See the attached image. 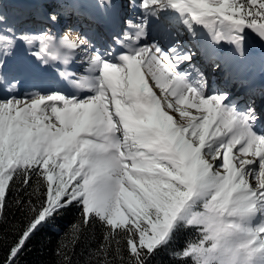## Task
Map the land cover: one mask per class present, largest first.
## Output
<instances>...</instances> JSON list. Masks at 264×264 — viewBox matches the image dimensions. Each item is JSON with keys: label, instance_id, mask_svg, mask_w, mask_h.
<instances>
[{"label": "snow or ice", "instance_id": "obj_1", "mask_svg": "<svg viewBox=\"0 0 264 264\" xmlns=\"http://www.w3.org/2000/svg\"><path fill=\"white\" fill-rule=\"evenodd\" d=\"M133 7L139 22L122 21L115 51H101L86 34L33 35L0 12V218L10 202L28 217L0 264H17L39 227L73 207L81 228L102 229L96 264H151L181 230L197 234L174 254L182 264H264L259 116L224 93L207 95L199 69L197 78L180 72L197 53L165 27L174 17L198 40L202 25L213 43L227 41L243 56L249 30L264 41V0H133ZM46 21L55 27L59 16L49 12ZM154 27L171 38L167 48L155 36L148 43ZM20 44L35 49L38 63L9 71L6 58ZM79 51L88 75L73 85L87 95L36 83L20 94L41 65L67 64Z\"/></svg>", "mask_w": 264, "mask_h": 264}, {"label": "rangeland", "instance_id": "obj_2", "mask_svg": "<svg viewBox=\"0 0 264 264\" xmlns=\"http://www.w3.org/2000/svg\"><path fill=\"white\" fill-rule=\"evenodd\" d=\"M65 1L68 3V5L66 6L65 10H61V13L58 12L60 13L58 14L59 23L55 27L49 28L46 21V15H44L42 19L44 27L37 30L36 36H38L42 30L50 31L52 35L56 36L57 38L62 37L65 33L69 34V39H78L86 34L87 38H89L97 48H100V50L103 51V44L105 46L107 43H109L107 44V47L110 49L109 46H112L114 40L117 39L116 33H120L122 36L123 31L126 30V25L122 24L123 20L130 19L133 22H139V17L141 14V9L139 7H133V0H112V3L116 7L103 9L106 12H110L112 15H114L118 24L117 26L119 27V31H116L112 34L106 33L109 35L108 37L105 35L104 38L100 34V31L105 33L103 25L100 23L97 24V21H95L96 18H93L95 17V8L97 4H101L100 0ZM10 3L11 0H0V12H3V14L7 17V22L11 26ZM135 3L139 5L140 0H135ZM71 12L73 13L71 14ZM42 22L40 21V23ZM165 27L171 32V38H177L179 33L178 38L183 41L184 47L190 48L192 51L196 52V49L193 45V40L190 39V37L184 32L180 25H178L176 22H166ZM33 34L35 35V32ZM152 36H155L165 48H167L171 42V38H165L161 36L155 27L150 31V37L148 38L149 44L154 42L151 38ZM209 38L211 47H215L217 50L223 48V50L220 51V53L217 51L215 54H213L215 57L211 56L208 67L207 65H203L202 62L197 59L198 54L194 57L193 61H196L200 64L205 82L207 79L215 81L213 90H211V88L206 89L205 87L207 95L210 96L216 94L217 92L224 93L228 97L230 94L242 95L250 98L248 102H245V107L248 104L251 105L249 102H252L253 99H255V102H252L254 103L253 105H257V102L263 98L262 94L259 96L257 91L259 90L258 79L264 74V50H258L257 45H252L250 40L247 39L244 47V55L241 56L234 51V45L228 43L227 41L213 43L212 38ZM33 50L35 49H29V53L31 54ZM81 54L84 55L85 61H88V56H86L83 51H81ZM75 75L78 77L84 76V74L80 72H75ZM244 109L245 108L242 110ZM256 113L259 116V119L255 123V130L257 134L264 135V129H258V127H261L260 116L262 111H257ZM260 129L261 131H259Z\"/></svg>", "mask_w": 264, "mask_h": 264}, {"label": "trees", "instance_id": "obj_3", "mask_svg": "<svg viewBox=\"0 0 264 264\" xmlns=\"http://www.w3.org/2000/svg\"><path fill=\"white\" fill-rule=\"evenodd\" d=\"M67 5L65 0H12L11 26L22 27L36 35L37 30L43 28L37 19L41 21L52 11L58 15ZM24 199L27 201L28 197ZM80 218V212L73 207L40 226L20 254L17 264H96L92 254L102 242V229L99 225L83 229ZM27 219L13 202L9 203L6 214L0 218V254L17 239ZM196 239V232L181 230L172 243L152 259L151 264H182L174 254ZM188 264L192 261L189 260Z\"/></svg>", "mask_w": 264, "mask_h": 264}, {"label": "bare ground", "instance_id": "obj_4", "mask_svg": "<svg viewBox=\"0 0 264 264\" xmlns=\"http://www.w3.org/2000/svg\"><path fill=\"white\" fill-rule=\"evenodd\" d=\"M101 4H97L96 10H95V21H97V24H102L103 28L105 29V33L100 31L101 36L105 38L106 33H114L116 31H119V27L117 26V22L115 20L114 15L110 12H106ZM98 14V15H96ZM112 15V17H111ZM202 27V25H201ZM198 32L200 31L197 27ZM112 32V33H111ZM109 35V34H108ZM107 35V37H108ZM104 40V39H103ZM116 40H114V43H112V47L110 48L114 50L115 47H119L118 44L115 43ZM109 44V43H107ZM106 44V45H107ZM104 48V44H103ZM251 53V51H250ZM212 57H215L213 55ZM8 61L7 69L9 71L16 70L25 66H34L36 63H38L34 57L29 53V48L26 45L20 44L14 54L12 56H9L6 58ZM209 61V60H208ZM41 68H44V71H40L39 69H36L35 72L28 78L27 84L24 88L19 89V92L21 95L24 94L25 91L30 90L29 85L36 83L41 84L42 86H47L49 84L53 85L54 87L62 90L65 94L68 95H80L85 96L88 94L87 89L84 90H77L74 85L73 81L79 80L82 77H78L75 75V72L77 73H83L84 76L88 75V63L85 61V57L83 54H81V51L77 52L75 55H73L69 62L67 64H64L59 61H55L50 63L47 66L41 65ZM61 73H65V76H61ZM83 76V77H84ZM54 81H50V80ZM233 80V79H232ZM50 82V83H49ZM53 84H52V83ZM236 85V84H235ZM67 88V89H66ZM32 91H35L36 89H31ZM255 99H253L254 101ZM252 101V102H253ZM255 102V101H254ZM249 105V104H248ZM257 105L260 106L261 102H257ZM260 127H258L259 129ZM264 129V128H262Z\"/></svg>", "mask_w": 264, "mask_h": 264}, {"label": "water", "instance_id": "obj_5", "mask_svg": "<svg viewBox=\"0 0 264 264\" xmlns=\"http://www.w3.org/2000/svg\"><path fill=\"white\" fill-rule=\"evenodd\" d=\"M248 38L250 40L252 39L255 44H258L260 50L264 49V41H261V39L257 37L255 34L251 33L250 30H249Z\"/></svg>", "mask_w": 264, "mask_h": 264}]
</instances>
